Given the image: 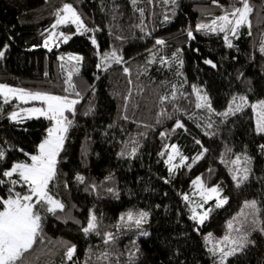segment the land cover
Here are the masks:
<instances>
[{
    "label": "trees",
    "instance_id": "trees-1",
    "mask_svg": "<svg viewBox=\"0 0 264 264\" xmlns=\"http://www.w3.org/2000/svg\"><path fill=\"white\" fill-rule=\"evenodd\" d=\"M248 2L249 24L228 34L230 48L224 33L196 26L210 25L234 4L240 7L236 0H136L135 5L132 0H0V83L78 100L74 113H65L72 125L49 185L64 208L55 214L40 211L42 239L18 264H219V254L209 248L230 231L234 238L246 234L249 242L225 264H264L259 230L264 226V134L256 131L251 107L220 115L233 97L245 96L249 105L264 100V0ZM64 4L73 6L88 31L60 25L59 32L70 39L58 36L45 47ZM157 39L165 43L157 45ZM113 50L123 62L110 63L106 71L97 68ZM73 66L79 69L72 76L79 97L65 92ZM194 86L207 95L211 111L195 107ZM15 103H5L0 95V150L5 152L0 173L16 162H30L51 124L44 117L10 121L7 114ZM177 121L182 128H176ZM171 145L186 159L170 171ZM237 157L240 162L233 165ZM237 167L249 169L239 187L232 176L244 173L235 172ZM197 177L227 197L219 208L216 199L203 203L212 209L203 224L191 218ZM9 187L0 185V197H8ZM15 191L27 188L17 184ZM252 200L261 210V224L253 226L251 216L241 223L244 217H239L229 230L228 222ZM129 211L149 215L139 228L122 226L120 217ZM92 214L97 230L85 234ZM106 233L113 236L107 244ZM72 245L75 253L68 260Z\"/></svg>",
    "mask_w": 264,
    "mask_h": 264
},
{
    "label": "snow or ice",
    "instance_id": "snow-or-ice-1",
    "mask_svg": "<svg viewBox=\"0 0 264 264\" xmlns=\"http://www.w3.org/2000/svg\"><path fill=\"white\" fill-rule=\"evenodd\" d=\"M167 2V0H165ZM217 0H214V3ZM241 6L237 7L235 4L232 6L231 11L226 10L224 15L216 17L212 20L211 24H197V31L199 30H209L212 32L219 31L224 33V39L227 42L228 47H232L231 41L228 39V34L236 35L241 26L249 24L248 16L252 12V8L249 5L248 0H236ZM133 5H135L136 0H132ZM175 3V0H172ZM141 15H143V10L141 9ZM167 19V17H165ZM73 24L76 26L77 32L81 29L88 31L83 25L82 19L77 11L73 8L71 4H64L63 8L56 13V21L52 24L51 29L55 30L59 25ZM143 31V28H141ZM189 37H192V32L189 30ZM56 36L55 31H51L49 39ZM63 38L64 42L70 39L69 36H65L63 33L59 34ZM93 44H96L95 39L92 40ZM157 45H163L165 41L157 39L155 42ZM44 46H49L48 39L45 40ZM49 50H51L49 48ZM264 52V47L261 48ZM4 55L0 52V57ZM63 59V57H61ZM69 60H75L79 62L82 57L79 56H69ZM123 62V57L118 55L115 50L110 53H105L102 57L101 64L97 65V68H103L107 70V66L110 63L120 64ZM162 63H167V61L162 60ZM210 63V61H206ZM63 67V65H62ZM79 69L73 66L72 70L68 72L67 79L65 83L67 88L65 92L70 95L75 94L79 97V93L75 92V85L72 83V76ZM124 72L128 73L129 69L124 68ZM194 91L197 93V103L195 107L197 109L207 108L211 111V103L207 95H201L200 90L196 89L194 86ZM0 95L4 96V102L8 103V97L11 95L20 101L27 103L28 101H41L42 106L31 107L27 109H22L21 111L28 113L29 115L43 116L49 121L53 122V126L47 130V137L38 146V152L36 154L30 155L29 163L18 162L14 163L10 169L4 170L0 173L3 179H0V185L5 183L9 184L8 189L9 195L7 198L0 197V264H18L24 257L25 253H28L33 245L37 242L38 238L42 239V219L40 211H46L48 213L55 214L57 210H63L64 205L59 200L55 199L49 190V185L56 177V166L58 163V156L63 149V144L66 138V133L68 128L72 125V120L68 119L65 115L66 112L75 111V105L78 103L76 99H70L69 95L58 96L43 92H29L24 89L11 88L7 85H0ZM166 99V98H164ZM175 99V95H173ZM245 107H251L253 111L256 112V131L257 133L264 134V100L257 104H248L247 98L245 96L233 97L232 102L228 105V110L220 113L224 117L229 115H235L238 112L244 110ZM19 113L12 112L10 114V119L16 120ZM183 124L177 121L176 128H182ZM211 127V124L208 125ZM161 135H164L163 133ZM197 143H200L197 141ZM173 151L177 152L175 145L171 146ZM264 147V146H261ZM207 151L206 149L204 150ZM133 154L135 153V148L132 149ZM124 153H121L123 155ZM25 155H29L25 153ZM202 155V154H201ZM5 152L0 150V159H3ZM200 157H197L199 159ZM173 159L169 155V162ZM186 159V158H183ZM183 159L181 162H183ZM240 162V157L231 161L233 165H238ZM171 171V168H170ZM235 172L242 171L244 174L238 176L233 174L232 179L237 181V187L240 186L244 181L248 179V168H236ZM14 176H18V179H14ZM77 180L83 182L82 176H77ZM17 184H22L26 186L27 191L24 193L15 191ZM194 185L200 188L201 197L206 203L208 199H211L213 195L216 198V207H222L227 203V197L221 198L220 189L218 186L205 188L200 177H197L193 181ZM112 191V189H108ZM188 200V197H184ZM202 207V205H201ZM244 209H249V212H245ZM193 220H197L200 224H203L204 220L207 219L209 213L212 211L211 208L206 209L203 214L197 215L196 209H193ZM260 208L257 206V201H246L244 208L239 213L238 217H234L233 220L228 222V229L233 230V222L239 221V217H244V223L247 221L248 216L252 217L251 223L253 226L260 225L261 222L258 218ZM148 212L140 211L134 213L132 211L121 215L120 221L122 226L131 227L133 224L139 228L142 223L146 222L148 217ZM121 225H118L120 227ZM97 230V218L94 214L90 215L88 219L87 226L83 227L82 231L85 234L94 232ZM255 230V228H254ZM261 232H264V226L259 227ZM237 233L240 229H235ZM147 235V233H142ZM113 239L111 233L105 234V244L109 243ZM206 240H211V234L206 237ZM247 235H238L237 237H232L231 231L226 234L222 240L217 241L216 245L209 248V251L215 256L219 254V264H225L227 257L234 255L237 251L241 250L248 243ZM220 245H224L221 247ZM232 245V247H229ZM75 253V245L67 248L65 253L66 258L71 260ZM102 257L104 259L108 258V253H103Z\"/></svg>",
    "mask_w": 264,
    "mask_h": 264
},
{
    "label": "rangeland",
    "instance_id": "rangeland-1",
    "mask_svg": "<svg viewBox=\"0 0 264 264\" xmlns=\"http://www.w3.org/2000/svg\"><path fill=\"white\" fill-rule=\"evenodd\" d=\"M55 21H56V19L54 20V22L53 23H55ZM52 23V24H53ZM52 26V25H51ZM60 26V25H59ZM58 26V27H59ZM75 26V25H74ZM58 27L55 29V30H52L51 28L48 30V32H47V34H46V37H45V39H44V42H45V40L46 39H48V41H49V46L48 47H50L51 45H53L54 43H56L57 42V37L59 36V34H60V32H59V30H58ZM76 27V26H75ZM51 31H55V33H56V36L55 37H53V38H51V39H49V36H50V33H51ZM44 42H43V46H44ZM0 85H6V84H1L0 83ZM8 87H11V88H18V87H12V86H9V85H7ZM18 89H22V88H18ZM25 90V89H24ZM26 91H29V90H26ZM29 92H41V91H29ZM43 93H48V92H43ZM49 94H52V93H49ZM52 95H55V94H52ZM2 96V95H1ZM58 96H60V95H58ZM4 97V96H3ZM70 99H75V98H71V97H69ZM11 99H14L15 101H16V106L13 108V109H11L9 112H8V114H7V117H8V119L10 120V121H12V122H23L24 120H26V119H29V118H36V117H38V116H35V115H29L28 113H26V112H23V111H21L22 109H27V108H31V107H40V106H42V102L41 101H28L27 103H24V102H22V101H20L19 99H17V98H14V97H12L11 95H9V97H8V100H11ZM253 110V109H252ZM12 112H17V113H19V115L17 116V119L16 120H12V119H10V114L12 113ZM253 113H254V116H255V120H256V112L255 111H253ZM39 117H43V116H39ZM53 126V122H51V124H50V126H49V128L50 127H52ZM48 128V129H49ZM47 137V132H46V135L43 137V139L40 141V143H42L43 142V140L45 139ZM39 143V144H40ZM39 146V145H38ZM172 146V145H171ZM169 147V152H168V156H167V165L170 167V168H172V167H174L175 165H180V164H182L184 161H185V159H183V158H185V157H183V156H180L179 154H177V152H175V151H173V149H172V147ZM177 149V148H176ZM178 151V150H177ZM37 152H38V148H37ZM36 152V153H37ZM35 153V154H36ZM169 155H171L172 157H173V159L169 162ZM182 159H183V162H181L182 161ZM16 163H18V162H16ZM25 163H29V162H25ZM10 169V168H9ZM8 170V169H7ZM197 179V178H196ZM196 179H194V180H196ZM193 180V181H194ZM193 186H194V189H195V195L193 196V198L191 199V201H190V205H191V213H192V216H193V209H196V214L199 216V215H201V214H203V212L206 210L205 209V207H204V199L201 197V194H200V188L197 186V185H194L193 184ZM211 187H215V186H209V187H205V188H211ZM56 199V198H55ZM211 199H216L215 198V195H213V197L211 198ZM58 200V199H57ZM209 200V199H208ZM201 205H202V207H201Z\"/></svg>",
    "mask_w": 264,
    "mask_h": 264
}]
</instances>
